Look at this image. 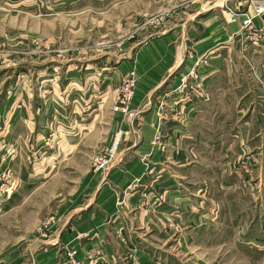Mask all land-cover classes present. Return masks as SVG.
Wrapping results in <instances>:
<instances>
[{"label":"crops","instance_id":"1","mask_svg":"<svg viewBox=\"0 0 264 264\" xmlns=\"http://www.w3.org/2000/svg\"><path fill=\"white\" fill-rule=\"evenodd\" d=\"M8 1L3 5L19 0ZM242 13L260 29L259 43L241 34V19L213 36L209 32L198 46L208 62L198 72L197 93L170 91L184 76L169 78L173 60L153 67L141 61L136 67L137 59L116 69L137 76L127 114L113 112L116 70L91 88L87 79L65 76L62 94L60 78L49 84V74L39 72L35 85L48 80V95L42 89L22 91L12 101L1 99L0 92V187L6 182L15 189L11 196L0 195V217L12 209L33 210L23 201L9 209L23 187L32 186L34 195L65 174L73 179L70 193L52 197L49 216L57 223L47 236L38 224L36 235L22 238L26 247L0 264H62L68 250H76L83 264H216L228 260L232 246L259 264L264 258V12L258 14L246 0ZM120 130L117 163L106 175L94 173L92 157L110 148ZM46 141L54 147L47 156ZM248 246L255 250L242 251Z\"/></svg>","mask_w":264,"mask_h":264},{"label":"rangeland","instance_id":"2","mask_svg":"<svg viewBox=\"0 0 264 264\" xmlns=\"http://www.w3.org/2000/svg\"><path fill=\"white\" fill-rule=\"evenodd\" d=\"M3 1L0 0V92L1 99L8 96L10 100L14 93L22 91L36 94L42 89V93L48 95L51 90L46 89L48 80L39 82V87L35 85L39 79L38 72L45 77L44 74H49V84L53 79L60 78L56 82L61 84L62 94L65 76L87 79L91 88L111 75L117 65L125 66L127 64L124 63L134 62L135 59L136 67L141 61L145 62V67H153L173 60L175 69L169 78L184 75L181 77L184 82L190 79L188 75L192 71L200 72L207 65L208 54H200L198 46L206 42L209 32L213 36V32L225 25L231 27L240 19L242 24L246 17L253 22V17L242 13L246 0H19L17 4L8 6L3 5ZM211 13L217 15L208 17ZM243 15L244 18H241ZM240 32L246 34L241 27ZM260 33L259 29L255 41L250 40L248 35L244 37L249 43L257 44L261 39ZM156 45L161 49L149 48ZM188 63H192L193 68L186 75L183 69ZM115 72L120 74L117 70ZM6 78L9 80L6 81ZM119 78L113 112L123 81L134 80L136 91L134 70L119 75ZM180 90L179 85L170 91L178 94ZM129 111L130 107L126 113L119 112L127 114ZM7 120L5 117L4 121ZM51 145L49 147L52 148L46 146L43 150L45 156L54 150ZM105 150L92 157L91 169L96 156ZM70 176L63 175V179L52 187L45 185L36 189V192L42 190L39 196L36 192L31 195L32 186L23 187L19 200L16 198L9 209L23 201L36 212H17L11 208V212L0 217V260L18 247L22 251L28 237L36 235L38 224L43 229L55 205L53 195H64L73 190ZM22 238L27 239L23 241ZM243 250L250 253L255 249L248 246ZM227 259L215 263L257 264L254 258L249 259L234 246ZM258 263L264 264V258Z\"/></svg>","mask_w":264,"mask_h":264},{"label":"built area","instance_id":"3","mask_svg":"<svg viewBox=\"0 0 264 264\" xmlns=\"http://www.w3.org/2000/svg\"><path fill=\"white\" fill-rule=\"evenodd\" d=\"M251 5L254 10L258 14H262L264 12V0H251ZM241 28L245 31L246 35L249 36V39L255 41L258 36V31L255 29L252 19L250 17H246L243 19ZM188 77L190 79L181 81L180 93L183 95H188L190 93H197L200 90L199 85V74L198 72L192 71ZM135 94V84L134 80L129 79L125 80L121 83L117 97H116V106L114 108L115 112H123L126 113L130 107L132 100L134 99ZM123 136V131H119L114 139V142L110 148H107L105 151L101 152L96 156L92 165V171L94 173H99L106 175L111 168H113L114 163L117 158V151L120 146V142ZM50 143L46 141V146L49 147ZM50 148V147H49ZM48 148V149H49ZM13 194V188L10 184L4 182V184L0 187V195L1 196H11ZM57 220L55 218L48 219L43 225V236H47L50 232V229L55 226ZM77 251L76 250H68L65 254V260L62 264H83L81 261L76 259ZM138 264V263H134Z\"/></svg>","mask_w":264,"mask_h":264}]
</instances>
